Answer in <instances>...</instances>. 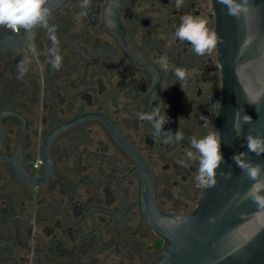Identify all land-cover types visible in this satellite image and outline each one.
I'll return each instance as SVG.
<instances>
[{"label": "flooded vegetation", "instance_id": "flooded-vegetation-1", "mask_svg": "<svg viewBox=\"0 0 264 264\" xmlns=\"http://www.w3.org/2000/svg\"><path fill=\"white\" fill-rule=\"evenodd\" d=\"M45 6L63 57L58 71L42 26L0 28V264H154L166 244L158 215L191 212L204 188L198 161H176L192 137L215 130L217 47L198 56L174 33L186 14L215 30L211 0ZM156 105L168 116L159 133L138 118Z\"/></svg>", "mask_w": 264, "mask_h": 264}, {"label": "water", "instance_id": "water-1", "mask_svg": "<svg viewBox=\"0 0 264 264\" xmlns=\"http://www.w3.org/2000/svg\"><path fill=\"white\" fill-rule=\"evenodd\" d=\"M211 5L215 31L222 38L216 52L222 94L215 130L224 163L216 185L203 188L191 212L158 215L154 226L166 244L154 264H264V208L247 197L254 181L232 159L248 151V134L264 137V0H248V10L239 16L228 15L218 0ZM257 96L258 103L248 102ZM238 110L241 118L251 117V123L241 119L240 136L234 131ZM246 159L264 168V154L248 152ZM228 172L231 178L225 179L222 173Z\"/></svg>", "mask_w": 264, "mask_h": 264}, {"label": "clouds", "instance_id": "clouds-1", "mask_svg": "<svg viewBox=\"0 0 264 264\" xmlns=\"http://www.w3.org/2000/svg\"><path fill=\"white\" fill-rule=\"evenodd\" d=\"M184 0H175L176 7H181ZM218 3L227 8V14L230 16H239L241 12L248 9L245 5L248 0H218ZM47 0H0V28L19 32L21 29L27 32L37 26H42L48 33L52 47L48 49V55L51 57L49 63L53 70H60L63 63V57L59 51V40L56 36V26L48 23L50 10L45 6ZM78 6L87 9L90 6V0H78ZM83 14V13H81ZM174 37L182 42L190 43L192 50L198 56L210 55L219 43H222L215 30L208 27V20L203 16L186 14L181 17V22L176 28ZM32 51L35 53L36 48L33 44ZM30 63L29 57L25 56L18 64V78H23L27 73V65ZM163 70H167L168 63L161 58L159 61ZM174 74L178 80L186 82L187 70L183 67H177ZM181 89L183 85L179 84ZM260 101V96L255 99L249 98L250 104H256ZM138 118L148 121L153 128L159 133L163 130L164 125L168 123L167 114L162 115L159 105H156L151 111L139 113ZM241 119L245 123H251V117L244 115L242 118L239 110L235 114L234 131L237 136L242 134ZM183 134L176 132L175 141L183 140ZM170 136L165 142H171ZM190 150L185 154V158L176 161L182 167H188V161H198L197 174L195 181L198 187H214L217 183V170L224 163V156L221 151V136L218 130H211L202 138L192 137L190 139ZM247 152L235 154L232 159L250 180L254 181L247 192V197L252 199L258 207L264 208V179H261L264 168L258 163H253L246 159L248 152L256 155L264 154V137L246 136ZM225 179L231 178V172L222 173Z\"/></svg>", "mask_w": 264, "mask_h": 264}]
</instances>
